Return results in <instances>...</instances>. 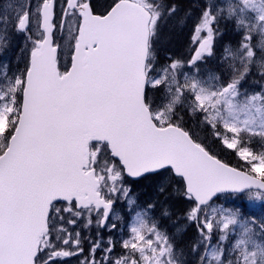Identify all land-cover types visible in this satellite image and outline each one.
Here are the masks:
<instances>
[{
    "label": "snow or ice",
    "instance_id": "1",
    "mask_svg": "<svg viewBox=\"0 0 264 264\" xmlns=\"http://www.w3.org/2000/svg\"><path fill=\"white\" fill-rule=\"evenodd\" d=\"M225 7L206 2L193 54L161 65L159 24L175 10L163 0H111L101 14L94 0L7 4L15 14L0 27L22 36L26 63L0 73V264H264V216L216 204L243 196L264 207V0ZM226 18L240 43L202 68ZM253 68L259 91L246 87ZM181 112L233 150L236 166ZM149 176L189 204L171 233L170 209L135 191Z\"/></svg>",
    "mask_w": 264,
    "mask_h": 264
},
{
    "label": "rangeland",
    "instance_id": "2",
    "mask_svg": "<svg viewBox=\"0 0 264 264\" xmlns=\"http://www.w3.org/2000/svg\"><path fill=\"white\" fill-rule=\"evenodd\" d=\"M22 2L23 0H0V16H4L5 12H7L9 16H13L15 13L11 9L7 8V4H19ZM110 2L111 0H94L97 13H103L104 9ZM163 2L169 6L175 5V0H163ZM206 2H209V0H185L182 2L183 5L180 12L179 10L174 12H168L165 10V14L159 24L158 39L156 40L158 48L157 51L159 53L163 47H166L168 50H173L178 48L179 45H183V49L176 59L187 60L193 54V49L197 46L192 41V38L195 35L194 28L198 26V23L202 19L201 11L204 8ZM216 2L220 3L221 6L224 7L226 15L225 0H216ZM176 7L177 6L175 5V9ZM196 8L197 10L195 11ZM190 19H194L195 21L198 20V23L194 27V21H191L189 29L187 30L188 27L184 29L185 24H187L186 22ZM234 25L235 21H233L231 18L220 20L219 29L223 33V36L222 38H218L216 41L215 55L209 58L206 65H203L202 68L206 67L210 70H215L217 68V60L222 55L221 47L225 44H229L228 41L224 40V33L226 31H229V35L231 37H236L235 44L232 45L233 47L240 43V36H236V33H238L240 30L235 29ZM57 39L59 42H65L67 37L58 32ZM22 44V36L17 35L12 31L11 24L7 26L6 30L0 27V73H4L6 70L7 72L12 73L17 69H22L25 66L26 53L22 51ZM168 56H172L174 58V55ZM62 62L63 65L70 63V56L67 51L62 57ZM260 78L261 77L257 70L253 68L251 74L248 77V84L246 87L255 88L256 91H259V87L256 82L259 81ZM184 114V112H181L185 122H187L191 116L187 114H185L187 115L185 116ZM202 126L209 132L207 133L208 136L206 135L205 137L207 138V144L209 147H214V143H216L220 145L222 150H229L226 148V146H223L212 137L211 130L207 126L203 124ZM211 152L216 155L215 151L211 150ZM161 179V177L149 176L148 178L137 181L134 184V188L141 203L145 201L158 202V208L168 207L170 209V211L173 213L172 220H164L163 223L165 226H167L169 233H171L173 231L172 222L176 220L178 215L183 214L184 210L189 207V204L185 200L167 193L165 195H160L157 191V186L161 184ZM231 199L232 198L230 196H224L220 200L216 201V204L222 205L225 208H240L243 215L248 218L260 220L262 216H264V207H261V202L259 200H249L246 197L241 196L236 199L235 203H231ZM179 223L184 224V221L180 220ZM194 236V230L189 228L187 233L182 237V246H186ZM64 264H79V262L76 257H72L66 259Z\"/></svg>",
    "mask_w": 264,
    "mask_h": 264
},
{
    "label": "trees",
    "instance_id": "3",
    "mask_svg": "<svg viewBox=\"0 0 264 264\" xmlns=\"http://www.w3.org/2000/svg\"><path fill=\"white\" fill-rule=\"evenodd\" d=\"M184 1L185 0H175V5L177 7L174 11L179 10V12H180L182 5H183L182 2H184ZM196 10H197V8L195 9V11ZM191 21H194V27L198 23V20L195 21L194 19H190L186 22L187 24H185L184 29H186L187 27H188L187 30L189 29V25H190ZM236 36H239L238 33H236ZM224 40L228 41L229 44L234 45L235 41H236V37H231L229 35V31H226L224 33ZM159 44H161V43H159ZM156 49H158L157 44H156ZM182 49H183V45H179L178 48H175L173 50H168L166 47H163L160 50V53L157 51L160 64L163 65L166 63L165 57L168 55H174V58H178L179 53L181 52ZM185 116H187V115H185ZM186 128L191 129L192 133H194L195 136L198 137L200 141L207 144V138H205V137H206L207 133H209V132L206 128H204L202 126L201 123H199L198 117H194V118L190 117L189 120L186 122ZM209 148H210V150L215 151L216 156L219 157L224 162H226L232 166H236V164L238 163L237 157L233 155V151H229V150L224 151V150H222V148H220V145H218L216 143H214V147H209Z\"/></svg>",
    "mask_w": 264,
    "mask_h": 264
}]
</instances>
